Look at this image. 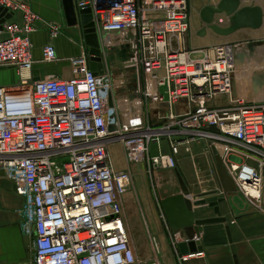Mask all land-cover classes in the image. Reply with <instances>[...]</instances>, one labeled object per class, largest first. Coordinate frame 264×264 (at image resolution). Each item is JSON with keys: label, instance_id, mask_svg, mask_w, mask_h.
<instances>
[{"label": "built area", "instance_id": "1", "mask_svg": "<svg viewBox=\"0 0 264 264\" xmlns=\"http://www.w3.org/2000/svg\"><path fill=\"white\" fill-rule=\"evenodd\" d=\"M78 8L90 9L96 74L84 43L66 59L48 43L39 63L64 61L69 76L33 81L31 35L41 22L55 39L60 26L42 20L29 0H0V67H14L20 78L0 87V169L23 199L19 227L31 240V264H160L157 257L140 260L128 237L120 201L130 174L115 169L113 143L129 164L147 157L154 169L175 167L182 147L190 154L192 144H201L221 157L237 192L261 210L264 93L257 101L210 106L232 90L234 45L193 58L184 45L188 0H86ZM164 84L167 102L159 92ZM182 102L186 110L174 111ZM162 141L170 153L160 151Z\"/></svg>", "mask_w": 264, "mask_h": 264}, {"label": "crops", "instance_id": "2", "mask_svg": "<svg viewBox=\"0 0 264 264\" xmlns=\"http://www.w3.org/2000/svg\"><path fill=\"white\" fill-rule=\"evenodd\" d=\"M220 1L188 0L193 17L184 37V45L193 50V55H195L193 57L202 56L203 51L218 45H235L241 42L249 43V41L264 39V0H239L241 7L259 6L262 9L263 26L260 29H241L229 36H219L206 30L205 35H200L205 26L199 18V12L206 6H216ZM29 4L42 20L60 26V34L57 38L52 39L48 29L41 22L37 24V31L31 35L33 59L37 61L30 74L31 79L34 81V72L41 70L45 71L43 78L48 75H59L67 78L70 71L68 63L64 61L45 65L39 63L41 48L52 43L59 59L74 57L79 53V47L83 43L80 30L77 26L71 27L67 24L62 0H29ZM221 17L220 26L227 27V17L223 15ZM221 17L216 16L215 21L219 23ZM236 71V79L229 95L218 96L210 106L224 107L238 100H244L245 97L238 92L239 80L243 74H241V70ZM25 75L23 72L22 78L28 77ZM19 81V75L14 67H0V87L11 88L19 84ZM185 110L186 105L183 102L174 107V111ZM118 146L121 144L113 143L109 146V154L114 167L121 165L117 158ZM202 146L201 144H192L190 154H186L182 147L180 156L176 158L177 164L174 169L183 175L190 190L189 197L193 200L204 193H202V187L209 188L212 192H219L214 170V153L212 151L204 152ZM154 151L157 152L155 147L150 151L151 156L154 155ZM160 151L163 154L170 153L166 141L160 143ZM193 153L195 155L194 162ZM168 182L172 183L171 180ZM206 190L208 191V189ZM158 198L161 222L153 213V217L152 215L148 217V225L150 235L157 240V247L164 264L171 262H175L174 264H264V207L258 210L252 202L238 192L225 193V200L219 204V211L220 217L225 218L226 222L199 226L195 242H197L196 249L200 248V251L196 250L194 254L188 255L189 258L181 263L180 258L186 255H182L177 246L185 242V235L181 229L172 228L165 216L162 217L161 195ZM22 205L23 199L16 192L0 187V264H31V240L22 235L19 227L21 221L19 211ZM216 216L213 208L207 206L194 209L196 220L210 219ZM226 226H229L231 241H229L226 233Z\"/></svg>", "mask_w": 264, "mask_h": 264}, {"label": "water", "instance_id": "3", "mask_svg": "<svg viewBox=\"0 0 264 264\" xmlns=\"http://www.w3.org/2000/svg\"><path fill=\"white\" fill-rule=\"evenodd\" d=\"M84 1L86 0H62V3L67 24L71 27L76 25L79 27L83 43L86 49L88 48L89 54L93 56L91 57L89 67L96 74L97 66L95 62L99 61L98 56L100 53L97 37L93 32L90 9L79 10L78 8V4ZM222 15L228 19L227 27H222L217 23L218 21H215L216 16L221 17ZM199 18L205 26L200 32V35H205L206 30H209L219 36H229L241 29L258 30L263 26L262 9L259 6L241 7L239 0H221L216 6H206L199 12ZM219 20H222V17ZM114 34L116 35L117 33ZM44 74V70L34 72V81L42 79ZM159 92L163 96L164 101L167 102V85L164 84L160 87ZM109 106H112L110 101ZM110 118L111 125L109 130L113 131V113L110 114ZM212 130H215L214 127H212ZM213 153L215 161L214 170L218 181V193L212 192L210 194L212 197L204 198L208 196L204 194L199 195L195 200L191 199L189 197L190 190L188 185L178 170H175V175L178 180L179 193H173L170 185H165L160 193L161 207L168 224L174 229H181L185 235V242L177 246L182 255L188 256L194 254L196 250L200 251V248L196 249L197 242H195L199 226L226 222L225 218L220 217L219 204L225 200V193L237 192L236 185L228 175L221 157L217 153ZM0 187L16 192L15 185L5 178V172L2 169H0ZM206 206L213 208L217 216L210 219L196 220L194 217V209ZM225 230L229 241H231L229 226H226Z\"/></svg>", "mask_w": 264, "mask_h": 264}, {"label": "rangeland", "instance_id": "4", "mask_svg": "<svg viewBox=\"0 0 264 264\" xmlns=\"http://www.w3.org/2000/svg\"><path fill=\"white\" fill-rule=\"evenodd\" d=\"M190 12L192 18V10H190ZM253 48L260 52L261 48L264 50V39L254 42L249 41V43L241 42L239 44H235L233 48L234 52L232 53L233 60L235 61L233 68V85L234 80L236 79V70H238L237 67L239 66L243 77L240 78L241 80H239L238 92L241 96L245 97L242 101H245L247 103L257 101L263 96L264 93L263 57L262 59L257 58L256 60L254 56L250 59L247 58L246 53H244H248ZM210 49L212 50L211 54H213L214 47ZM201 57L202 56L193 58L198 59ZM162 121L160 122V125H162ZM117 151V158L119 159L121 165L116 166L115 169L119 171L124 170L125 172H129L130 174L129 191L121 198L120 201L122 206V217L125 222V227L130 242L134 247V250L136 251L137 257L140 260L153 261L155 257H157L160 264H164L162 255L159 252L157 245L152 242L153 239H155V242H157V240L155 237L150 235L148 217L149 215H152L153 217L154 213L157 220L161 222V218L159 217L158 197L160 196L161 190L165 187V185H170L172 192L180 191L178 180L174 171L175 167L154 169L150 165L147 157L144 158L143 162L129 164L124 159L122 146H118ZM153 154V156H157L158 152L154 151ZM179 156L180 153L177 155V157ZM194 159L195 155L193 153V162ZM168 180H171L172 183L168 182ZM165 181L167 182L165 183ZM202 189V193L204 192L202 195H208L204 198L212 197L210 195L212 191H210L209 188L202 187ZM206 189H208V191ZM174 263L175 262H171L170 264Z\"/></svg>", "mask_w": 264, "mask_h": 264}, {"label": "bare ground", "instance_id": "5", "mask_svg": "<svg viewBox=\"0 0 264 264\" xmlns=\"http://www.w3.org/2000/svg\"><path fill=\"white\" fill-rule=\"evenodd\" d=\"M232 49H229V52H231ZM260 51L256 50L255 48H253L251 51H249L248 53L247 52H244L246 53L247 55V58H253L255 56V59L257 60V58H261L263 57V60H264V50L261 48ZM238 70H240L239 66L237 67ZM25 77L28 75L27 72H25Z\"/></svg>", "mask_w": 264, "mask_h": 264}]
</instances>
